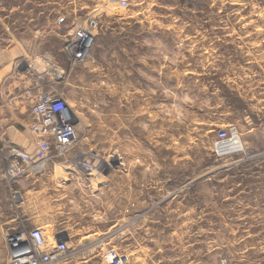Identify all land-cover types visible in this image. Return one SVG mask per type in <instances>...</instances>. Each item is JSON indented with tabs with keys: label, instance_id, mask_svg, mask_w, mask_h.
<instances>
[{
	"label": "rangeland",
	"instance_id": "374dc122",
	"mask_svg": "<svg viewBox=\"0 0 264 264\" xmlns=\"http://www.w3.org/2000/svg\"><path fill=\"white\" fill-rule=\"evenodd\" d=\"M120 1L0 0L2 88H53L79 137L37 175L24 228L67 241L53 264H106L108 250L120 264H264V0ZM90 19L71 64L65 45ZM40 54L65 76L27 75ZM231 138L240 147L218 152Z\"/></svg>",
	"mask_w": 264,
	"mask_h": 264
},
{
	"label": "built area",
	"instance_id": "2783aa9c",
	"mask_svg": "<svg viewBox=\"0 0 264 264\" xmlns=\"http://www.w3.org/2000/svg\"><path fill=\"white\" fill-rule=\"evenodd\" d=\"M120 5L126 7L127 2L122 0ZM97 28L98 23L90 19L71 34L65 45L71 64L78 63L86 56ZM24 66L27 75L33 76L37 81L46 77L51 83L65 76V70L45 54L27 58ZM26 86L22 99L17 92L15 93L13 86L12 92L8 93V100L12 103L14 100L24 101L21 106H27L30 109L32 122L29 130L35 137L37 150L31 153L15 144H8L7 151H0V156L5 155L7 159L6 168L2 169L0 174L9 181L39 175L46 161L53 156L64 154L79 140L76 125L71 119L65 99L53 88L46 92H33L35 87L30 80H27ZM236 134L237 131L233 127L217 131V136L222 140L228 136L235 137ZM50 142L53 143L54 154L51 153ZM82 166L83 170L89 174L94 170L90 163H83ZM5 245L8 250V264H53L71 251L67 241L59 237L54 240V245H49L40 227L21 228L9 232L5 237ZM106 264H120L118 253L108 250Z\"/></svg>",
	"mask_w": 264,
	"mask_h": 264
},
{
	"label": "crops",
	"instance_id": "0c3cea01",
	"mask_svg": "<svg viewBox=\"0 0 264 264\" xmlns=\"http://www.w3.org/2000/svg\"><path fill=\"white\" fill-rule=\"evenodd\" d=\"M10 57V54L0 50V90H2L0 94V144L11 143L23 147L28 152H33L36 140L29 130L32 122L31 111L27 106L12 105V101H7L10 89H3L1 85L6 77L13 74ZM4 96L7 102L4 101ZM36 180L37 175L9 181L0 174V264L7 262L6 235L10 231L24 228L27 223L35 221V218L29 213L31 209L29 208L30 204L28 205L27 194L32 191ZM19 193L23 198L21 201L16 200ZM19 206H24L21 213L17 211Z\"/></svg>",
	"mask_w": 264,
	"mask_h": 264
},
{
	"label": "bare ground",
	"instance_id": "6f19581e",
	"mask_svg": "<svg viewBox=\"0 0 264 264\" xmlns=\"http://www.w3.org/2000/svg\"><path fill=\"white\" fill-rule=\"evenodd\" d=\"M240 147V142L237 140V138H231L228 140H224L220 142V144L217 145L218 152L224 151V153L228 152L230 149H238ZM91 174V173H90Z\"/></svg>",
	"mask_w": 264,
	"mask_h": 264
}]
</instances>
